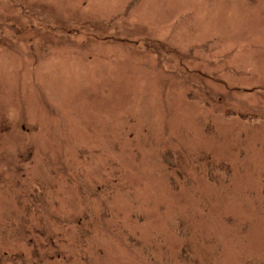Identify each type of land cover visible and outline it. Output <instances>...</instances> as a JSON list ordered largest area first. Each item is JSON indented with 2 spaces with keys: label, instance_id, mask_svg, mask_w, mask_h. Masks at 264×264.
Masks as SVG:
<instances>
[{
  "label": "rangeland",
  "instance_id": "374dc122",
  "mask_svg": "<svg viewBox=\"0 0 264 264\" xmlns=\"http://www.w3.org/2000/svg\"><path fill=\"white\" fill-rule=\"evenodd\" d=\"M0 244L264 264V0H0Z\"/></svg>",
  "mask_w": 264,
  "mask_h": 264
},
{
  "label": "trees",
  "instance_id": "16d2710c",
  "mask_svg": "<svg viewBox=\"0 0 264 264\" xmlns=\"http://www.w3.org/2000/svg\"><path fill=\"white\" fill-rule=\"evenodd\" d=\"M203 157V156H202ZM201 157V158H202ZM192 164V162L190 161V165ZM217 164V167H222V164L220 163H216ZM216 164H212L210 167H211V170L213 171V169L216 167ZM179 165V167H178V171H177V169L175 168V167H173L172 165H170V168H171V171H170V174H172V175H175V176H181V178L183 179V176L185 175V172H184V174H183V169L180 167L181 166V164H178ZM205 168H208V165H207V163L205 162ZM182 173V174H181ZM213 175V174H212ZM212 178H215V179H218L217 177H216V175L214 174L213 176H212ZM187 180V179H186ZM24 197V195H23V192H22V194H20V196H18L17 197V204H18V206H19V202H20V200H21V204H22V202H24L25 203V206H26V200L23 198ZM32 200V202L34 201V199H31ZM37 200V199H36ZM39 203H43L42 202V200H39V202H38V204ZM26 209V208H25ZM25 218V217H24ZM26 224H27V218H25V222L23 223V224H20L19 225V232H21V233H24V235H26V231H25V227H26ZM9 231V230H8ZM3 232V231H2ZM9 233H11L10 231H9ZM16 233H17V231H15L14 233H11L12 235H16ZM20 241V240H19ZM2 244H0V261L1 262H5L6 260H7V257L9 256V254L7 253V252H5L4 251V253H3V250H2V246H1ZM3 245H6L5 243L3 244ZM83 248H85V246L83 247ZM184 250V252L185 253H187V254H185L184 256H183V253H182V255L181 256H179V260H181V259H183V260H185V261H187L188 263H191L192 262V258H196V256H194V254H196V253H194V250H193V247L192 246H190L189 244H187L186 246H185V248L183 249ZM17 256H19V255H17ZM16 256V257H17ZM79 257V259H81V257L80 256H78ZM59 260H60V258H59ZM83 260H87V257L85 256V257H83ZM12 263H14V264H24V260L22 259V258H16V259H14V260H12Z\"/></svg>",
  "mask_w": 264,
  "mask_h": 264
}]
</instances>
